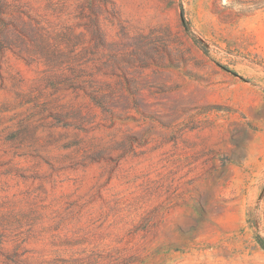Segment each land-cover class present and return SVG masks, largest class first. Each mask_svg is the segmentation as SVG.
<instances>
[{"label":"rangeland","instance_id":"374dc122","mask_svg":"<svg viewBox=\"0 0 264 264\" xmlns=\"http://www.w3.org/2000/svg\"><path fill=\"white\" fill-rule=\"evenodd\" d=\"M0 264H264V0H0Z\"/></svg>","mask_w":264,"mask_h":264}]
</instances>
